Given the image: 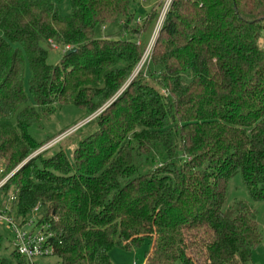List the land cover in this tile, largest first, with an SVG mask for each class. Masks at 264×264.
Here are the masks:
<instances>
[{"label": "trees", "instance_id": "1", "mask_svg": "<svg viewBox=\"0 0 264 264\" xmlns=\"http://www.w3.org/2000/svg\"><path fill=\"white\" fill-rule=\"evenodd\" d=\"M132 1L71 0L62 16L55 0H0L6 169L55 137L31 134L42 115L66 105L96 115L77 129L89 128L72 157L61 147L46 157L49 147L0 192L13 189L18 217L40 208L59 264H113L115 246L148 239L145 264H253L255 209L225 202L236 173L264 202V0H172L150 55L160 71L144 64L136 75L145 25ZM121 18L135 37H96ZM54 42L77 50L52 66Z\"/></svg>", "mask_w": 264, "mask_h": 264}, {"label": "rangeland", "instance_id": "2", "mask_svg": "<svg viewBox=\"0 0 264 264\" xmlns=\"http://www.w3.org/2000/svg\"><path fill=\"white\" fill-rule=\"evenodd\" d=\"M165 1L166 0H133L131 2L130 13L134 15V22L136 21L140 28L145 25V30L139 37L133 36L131 32L125 29V21L122 18L117 20L115 23L99 26L95 30V35L98 38L113 36H120L123 38L135 37L134 39L141 44V47L144 50V55L140 64L136 68L134 75H136L138 71L144 67V64H148V66L157 73L160 71L159 68L154 67L149 61L154 42L153 39L157 34L156 31L158 26L160 27V18ZM55 2L58 11L62 16H69L72 14L71 0H55ZM168 11L169 9L167 12ZM68 49L69 48L65 47L61 42H54L50 44L48 46V63L52 66L57 65L63 54ZM30 74L29 64L26 63L24 83L27 90L29 86ZM95 116L96 115L86 118V114L83 110L72 105L58 106L49 115H42L39 123L31 128V134L38 141H43L47 139L48 136L55 137L49 143L41 147V149L30 155L29 158L35 157L40 152H43L52 146L53 147L50 150L44 153V156L49 157L54 151L61 147L65 148L67 154L72 157V149L74 147L73 144L78 138L86 135L89 128H84L81 131H78L77 129L89 122ZM64 130L67 131L64 132ZM22 165L23 163L10 172L6 169L4 161L0 159V180L7 176L8 172H10L8 175H13ZM13 194V189H10L7 194L0 192V201L3 207L11 205L10 197ZM239 200L249 203L255 209L256 220L259 229L262 232L263 241L254 251L253 264H264V202H257L251 198L241 173H236L228 182V193L225 206H229L233 202ZM31 217L32 215L29 214L26 220L29 221ZM0 234L2 237L0 256L7 259L10 264H26L20 263L15 256V248L13 245L14 234L11 229L7 225L0 224ZM151 247L152 241L150 239L146 240L142 245L132 249L115 246L110 252L111 261L113 264H145V255L149 250H151ZM37 261L41 264H54L57 262V258L44 257L37 259Z\"/></svg>", "mask_w": 264, "mask_h": 264}, {"label": "built area", "instance_id": "3", "mask_svg": "<svg viewBox=\"0 0 264 264\" xmlns=\"http://www.w3.org/2000/svg\"><path fill=\"white\" fill-rule=\"evenodd\" d=\"M171 2L172 0L165 1L160 18V26ZM159 28L158 26L157 31ZM11 176L12 175L9 174L0 180V190ZM14 199L13 194L10 197L11 203ZM31 215L32 217L29 221H27L26 218L18 217L12 211V204L3 207L0 201V224L7 225L14 234L13 245L15 251L21 255L28 264H41L37 259L55 257L54 247L49 241L52 233L47 230V225L39 222L41 219L39 207H35ZM54 264H59L58 260Z\"/></svg>", "mask_w": 264, "mask_h": 264}, {"label": "water", "instance_id": "4", "mask_svg": "<svg viewBox=\"0 0 264 264\" xmlns=\"http://www.w3.org/2000/svg\"><path fill=\"white\" fill-rule=\"evenodd\" d=\"M76 50H77V48H69V49L66 51V55H70V54L76 52ZM31 158H33V157H30L29 159H27V160L23 163V165H24L26 162H28V160H30ZM23 165H22V166H23Z\"/></svg>", "mask_w": 264, "mask_h": 264}, {"label": "bare ground", "instance_id": "5", "mask_svg": "<svg viewBox=\"0 0 264 264\" xmlns=\"http://www.w3.org/2000/svg\"><path fill=\"white\" fill-rule=\"evenodd\" d=\"M154 41H155V37H154V39H153ZM154 43V42H153Z\"/></svg>", "mask_w": 264, "mask_h": 264}, {"label": "crops", "instance_id": "6", "mask_svg": "<svg viewBox=\"0 0 264 264\" xmlns=\"http://www.w3.org/2000/svg\"><path fill=\"white\" fill-rule=\"evenodd\" d=\"M154 37V36H153Z\"/></svg>", "mask_w": 264, "mask_h": 264}]
</instances>
